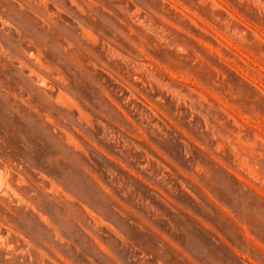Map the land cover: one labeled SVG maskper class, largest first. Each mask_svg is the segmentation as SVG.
Wrapping results in <instances>:
<instances>
[{
  "label": "clouds",
  "instance_id": "9594fccd",
  "mask_svg": "<svg viewBox=\"0 0 264 264\" xmlns=\"http://www.w3.org/2000/svg\"><path fill=\"white\" fill-rule=\"evenodd\" d=\"M0 264H264V0H0Z\"/></svg>",
  "mask_w": 264,
  "mask_h": 264
},
{
  "label": "rangeland",
  "instance_id": "374dc122",
  "mask_svg": "<svg viewBox=\"0 0 264 264\" xmlns=\"http://www.w3.org/2000/svg\"><path fill=\"white\" fill-rule=\"evenodd\" d=\"M216 34H218V35H222V34H219V33H218V30H217V33H216ZM193 43L195 44L196 42L193 41ZM205 43H207L209 47H214V45L211 44V42H209V41H205ZM228 63H229L232 67H237V65H236V64H233L230 60L228 61ZM211 66H212V67H217V66L215 65V62H214V61L211 63ZM145 99L147 100L146 97H145ZM218 99H219V98H218ZM149 103H150V101H149Z\"/></svg>",
  "mask_w": 264,
  "mask_h": 264
}]
</instances>
